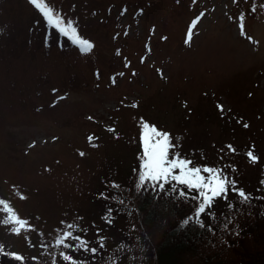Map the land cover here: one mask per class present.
Here are the masks:
<instances>
[{"label": "rangeland", "instance_id": "rangeland-1", "mask_svg": "<svg viewBox=\"0 0 264 264\" xmlns=\"http://www.w3.org/2000/svg\"><path fill=\"white\" fill-rule=\"evenodd\" d=\"M51 2L94 48L80 53L26 0H0V221L7 206L25 222L19 234L0 223L5 253H31L34 240L55 250L63 230L119 240L123 217L111 212L106 223L104 213L139 162L142 121L168 133L191 166L219 167L263 196L264 0Z\"/></svg>", "mask_w": 264, "mask_h": 264}, {"label": "trees", "instance_id": "trees-1", "mask_svg": "<svg viewBox=\"0 0 264 264\" xmlns=\"http://www.w3.org/2000/svg\"><path fill=\"white\" fill-rule=\"evenodd\" d=\"M138 165L139 162L134 165L135 171L128 176L123 188L112 195L113 201L104 213L105 222L111 217L109 209L113 216L123 217L120 239L115 243L92 256L89 252L63 247L53 250L34 240L29 243L33 247L31 253L6 252L19 254L21 261L0 255V264H53L54 259L57 264H264V199L251 200L256 205L251 206L250 214L249 211L240 214L239 199L238 203L230 202L234 205L232 208L225 202L218 212L214 209L219 204L213 205L209 211H214L215 217L202 214L200 223L195 220L184 223L197 202L171 191L161 193L150 188L137 191L133 185L138 178ZM118 199L124 203L115 205ZM129 222L134 228L129 227ZM227 223L230 225L225 229L230 233L222 236L218 228ZM89 241L90 247L99 248L96 238ZM61 251L68 252L72 260L64 261Z\"/></svg>", "mask_w": 264, "mask_h": 264}, {"label": "snow or ice", "instance_id": "snow-or-ice-1", "mask_svg": "<svg viewBox=\"0 0 264 264\" xmlns=\"http://www.w3.org/2000/svg\"><path fill=\"white\" fill-rule=\"evenodd\" d=\"M26 2L39 12L47 26L55 29L58 34L67 38L73 46L78 48L80 53H89L92 51L94 44L79 33L77 22L70 17L64 16L51 0H26ZM260 7L264 10V5H260ZM203 15V12L200 13L189 25L185 39L186 44L192 40L194 35L193 29ZM237 19L239 21V34L244 37L247 35L245 31V16L240 14ZM125 35H127V30H125ZM247 38L249 41H252L251 37ZM162 39L164 38L162 37ZM46 42H48L47 38ZM116 54L120 55L119 49ZM141 62H143V58ZM125 67H128V65L125 64ZM135 74L136 73L133 72V75ZM119 75L122 76L123 73H119ZM132 106L135 107L136 105L133 104ZM217 107L223 110L222 105H217ZM89 119H91V117H89ZM248 126L247 123L244 124L245 128ZM109 130L111 131V129ZM93 139V136H88L89 143H91ZM139 139L142 152L139 156L138 178L135 184L137 191L141 189L147 190L149 188L152 191H159L161 193L171 191L176 192L181 198L196 201L197 206L193 209L192 214L185 218L184 223H188L192 220L200 223L202 214L215 217V212L209 211V209H211L215 201L220 198L225 200L229 208L234 207V205L229 202V186H231V192L240 199V203H246L253 199L251 194L238 188L235 180L230 179L221 168H214L206 165L191 166L193 162L186 159L179 152L173 154L170 149L175 148V145L172 144L170 135L166 132L159 131L155 126H151L147 122L142 121V132ZM93 147H95V145H93ZM227 147L232 149L231 145ZM232 150L235 151L234 149ZM80 155L83 156L84 153L81 152ZM247 156L253 161L258 159L252 150L247 152ZM261 184L264 185V180L261 181ZM114 187L118 186L114 185ZM185 189H187V191H185ZM255 199H264V196L255 197ZM5 207L9 215L6 219L0 221V223L4 225H18V227H12L11 231L19 234L25 222L19 219L10 208H7V206ZM111 212L112 209H109L108 214L110 215ZM230 222L231 221H229V223ZM201 226L203 225L201 224ZM68 227L75 228L76 225L70 224ZM225 227L227 228V224ZM99 233L100 230L98 229L96 239L99 248L90 247V241H87L81 235H74L73 232L67 230H63L62 233L57 236L56 245L57 247L62 246L64 249L89 252L92 256H95L99 249L105 247V238ZM69 239L75 241V243L66 242ZM41 246L43 247V245ZM0 255H8L17 261L22 260L19 254L5 253L2 246H0ZM60 256L66 262L72 260L68 252L61 251ZM53 264H57L55 259L53 260ZM76 264H84V262H76Z\"/></svg>", "mask_w": 264, "mask_h": 264}]
</instances>
